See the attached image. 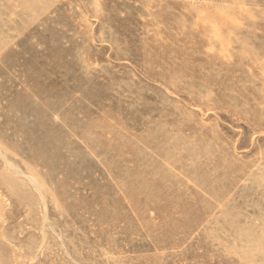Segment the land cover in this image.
I'll list each match as a JSON object with an SVG mask.
<instances>
[{
	"label": "rangeland",
	"instance_id": "1",
	"mask_svg": "<svg viewBox=\"0 0 264 264\" xmlns=\"http://www.w3.org/2000/svg\"><path fill=\"white\" fill-rule=\"evenodd\" d=\"M0 264H264V0H0Z\"/></svg>",
	"mask_w": 264,
	"mask_h": 264
}]
</instances>
